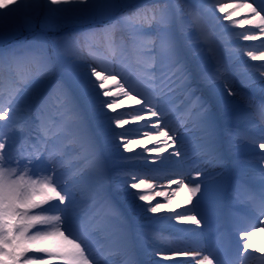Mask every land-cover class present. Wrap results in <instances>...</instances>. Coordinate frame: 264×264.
<instances>
[{"label":"snow or ice","instance_id":"1","mask_svg":"<svg viewBox=\"0 0 264 264\" xmlns=\"http://www.w3.org/2000/svg\"><path fill=\"white\" fill-rule=\"evenodd\" d=\"M205 11L225 13L227 9H234L222 20L230 21L224 25L225 30L237 27L250 26L247 31L236 32L235 34L244 41H256L264 36V0H236L234 4H225L224 0H202ZM117 5L113 0H0V41L7 36L14 35L21 29L35 27L38 23L41 29L60 30L70 26L80 25L85 21L95 20L106 16ZM244 10V18L233 19L239 12ZM152 15L149 17L148 13ZM122 19L133 25H138L135 32L142 30V26L155 20L158 24H166L168 21L165 9L151 10L142 9L128 13ZM114 27V26H113ZM108 32L109 29H104ZM91 32H77L73 35H63L55 40L54 46L57 54L66 70L73 73L77 85L83 95L89 101L90 111L96 118L97 132L93 133L84 125L83 119L75 108H70L71 117L80 122V127L75 132L77 142L80 144L84 156L91 158L92 173L97 177L106 174L105 164L97 149V139H102L106 145L117 151L120 162H127L131 158L124 157L120 153L131 152V145L138 144L137 137L146 138L147 143H154L151 149L144 148V152L164 153L175 144L173 139L175 132L162 122L161 113L156 110L150 100L137 98L140 93L133 94L132 89L126 88L125 83L118 80L119 73L108 67L99 68L90 62L85 56L75 55L72 49L74 41L81 36L87 38ZM201 39L208 41V33L201 28ZM168 50L180 64L177 43L171 35H166ZM264 49V41L261 42ZM253 61H264V50L259 52L249 50L245 53ZM12 62L16 67L25 64H35L37 70L22 78L25 89H37L41 82L48 80L52 72V62L47 56L42 45H30L24 53L9 52L0 54V63ZM264 67V66H262ZM180 71L185 75L188 70L181 66ZM264 77V72H261ZM224 70L217 68L213 74V80L221 81ZM259 91L262 94V102L256 105L254 111L264 119V79L257 81ZM112 85L118 91L114 92ZM17 92L20 89L16 90ZM54 93H60L65 104H68L70 97L64 83L57 80L53 86ZM227 96L236 95L231 89L226 90ZM123 97L124 99H118ZM125 100L133 101L135 105L141 106L133 109L132 121H142L136 126L134 133L128 129L117 132V127L122 128L129 124V120L117 114L111 116L107 110H115L124 104ZM11 103V101H9ZM227 103V102H226ZM252 108L251 100L248 101ZM200 111L206 117L208 108L200 104ZM19 111V105H17ZM10 109L0 106V120L9 116ZM46 119V101L42 100L37 106V120L39 126H43ZM115 126V127H114ZM173 131V135L169 132ZM166 138V139H165ZM172 141V145L169 144ZM258 147L264 149V142ZM7 148V150H6ZM137 155L143 156V153ZM181 155L176 150L160 160L161 165H166L170 157ZM40 152L33 146L32 152L21 154L19 149L11 150L5 139H0V264H97L93 258L91 234L78 223L74 212L75 202L74 186L68 180L61 181L56 175L58 158L56 154H49L47 162L51 165V171L45 173L40 170H33L31 165L34 160H39ZM264 158V156H262ZM26 163L21 166L20 160ZM147 160V157H145ZM155 163V161H152ZM63 165H61L62 167ZM120 178L122 187L125 189L124 209L111 207L112 217L117 219L121 225L127 223L126 213L137 215L153 214V219L165 221H190L200 226L201 221L209 213L206 198L209 194V187L203 182H195L193 186L184 183L183 178L179 180H168L167 184L161 183L166 179L168 173L162 168H153L151 172L141 175L136 171L121 170ZM200 176L198 172L196 178ZM261 177L264 179V169L261 170ZM194 178V179H196ZM177 188L173 189L172 185ZM187 190L186 203H192L193 197L199 198L193 209L184 213L176 212L174 215L157 216L162 211H174L171 206L174 203L173 197L179 192ZM164 202H160L157 198ZM153 201H156L153 203ZM58 202V204L54 203ZM251 214L240 217L235 224L242 253H247L253 248L251 236L253 229L264 231V192L257 199L250 198ZM63 206V207H60ZM195 213V214H192ZM201 218L198 219L197 217ZM196 233V229L185 230ZM147 243L152 245L151 255L157 257L151 264H222L218 256L222 255L219 248L209 249L207 254L201 251H189L180 247H174L170 243H158V238L145 236ZM259 251L264 252V249ZM183 256L187 259H176ZM132 264H135L133 261Z\"/></svg>","mask_w":264,"mask_h":264},{"label":"rangeland","instance_id":"2","mask_svg":"<svg viewBox=\"0 0 264 264\" xmlns=\"http://www.w3.org/2000/svg\"><path fill=\"white\" fill-rule=\"evenodd\" d=\"M113 2L117 6L106 16L85 21L80 25L57 31L41 29L37 23L31 30L26 29L27 33L22 36L23 41L19 42L20 44L26 41V44L20 45L17 53H24L34 43L42 45L51 59L53 74L48 80L41 82L37 89H25L22 78L34 73L37 70L36 65L25 64L16 67L9 61L0 63V106L10 109L9 116L0 120V139H5L11 150L19 149L21 154L32 152L33 146L39 150V160H34L31 165L33 170L50 172L51 165L47 162V157L49 154H56L58 179L68 180L73 186L82 187L86 183L91 185L88 195L81 196L87 200L85 206L73 205L77 208L76 215H82L84 211L90 210L89 229L100 217L107 225L119 229L129 237L141 238L144 234L143 229L128 219L126 224L121 225L111 214V207L118 208L117 199L112 192L115 180L120 177L121 162L117 151L106 145L102 139H97V149L106 169V174L102 178L97 177L91 171V158L84 156L76 140L75 132L80 127V122L71 117L69 109L74 107L82 117L84 125L93 133L97 132L96 118L90 111L88 99L77 85L75 75L63 66L53 42L63 35L91 32L92 35L87 38L81 36L73 42L72 49L75 55L88 57L98 68L104 66L119 73L117 78L125 83L126 88L134 90L133 94L140 93L137 98L150 100L157 111L168 118L164 124L175 132L174 136L183 130L187 121L195 117L207 121L211 128L219 129L218 124L222 118L241 114L249 107L246 106L248 101L243 98L244 88L239 83L233 82L231 85L224 78L218 81L223 87L236 93L234 95L236 102L224 108L221 102H208V91L201 88L202 84L212 86L215 83L213 74L222 66L218 58L220 55L229 56L231 51L227 33L217 34V40L211 37L215 20L210 16V12L205 11L202 0H113ZM142 9H165L167 23L158 24L152 20L151 26L145 23L142 30L134 34L135 28L140 26L133 25L122 17ZM148 15L151 17L152 13L149 12ZM201 28L208 33L210 37L208 41L201 39ZM104 29L109 31L105 32ZM166 35H171L177 43L180 64L175 62V58L168 50ZM181 66L188 70L187 75L180 71ZM222 68L224 75H227L225 68L223 66ZM199 75L201 82L197 79ZM57 80L64 83L68 90L70 97L68 104L64 103L60 93L53 92ZM111 87L114 92L118 91L114 85ZM17 89L20 91L17 92ZM42 100L46 101V119L41 127L37 120V106ZM201 103L208 108L206 117L200 111ZM131 104L135 105L133 101ZM240 104L241 107L234 108ZM17 105L19 111L16 110ZM137 106L123 112L120 107L115 112L107 110L111 116L119 114L129 120V124L122 128L117 127L115 129L117 132L124 129L132 133L135 131V121L131 120V116ZM173 131L169 134L173 135ZM59 159L62 162H59ZM25 163V160H20L21 166ZM195 170L200 171L197 168ZM192 172L194 169H184L179 175L187 179ZM77 194L78 192L75 193V198H78Z\"/></svg>","mask_w":264,"mask_h":264},{"label":"bare ground","instance_id":"3","mask_svg":"<svg viewBox=\"0 0 264 264\" xmlns=\"http://www.w3.org/2000/svg\"><path fill=\"white\" fill-rule=\"evenodd\" d=\"M224 2L225 4H234L236 0H224ZM247 2L249 1L247 0ZM233 10L229 8L225 13H219L217 9L214 13H209L215 20L212 25L211 37L217 40V34H228L231 47L229 56L220 55L218 58L227 73L223 78L231 85L233 82L240 83L246 89L243 97L247 101L250 99L253 107L250 108L249 104H246L249 109L241 114L222 118L218 124L219 129L211 128L202 118L195 117L187 121L183 130L173 137L175 144L172 145V141H169L172 146L164 153L144 152V148L151 149L155 144L147 143L146 138L137 137L134 134L132 138L139 139L140 142L131 145L132 151L126 152L122 147L120 148V153L124 157L131 158L127 162H121L120 171H136L143 175L151 172V169L159 167L168 173L166 179L160 181L164 184H167L170 179H181L179 175L181 170L194 169V172L183 180L189 186H193L195 182H203L202 188L205 185L209 187L210 191L205 202L209 209L208 215L201 221V225L197 226L190 221L153 219V214L150 213L146 215L126 213L129 221L144 230L141 238L135 236L131 238L119 229L107 225L100 217L89 230L90 210L84 211L82 215L76 216L78 223L91 234L93 258L97 264H132L133 261L135 264H151L157 257L151 255L152 245L144 239L146 235L158 238V243H170L174 247L189 251H201L202 254H207L209 249L219 248L222 255L218 256V259H221L222 264H264V252L259 251L264 249V231L253 229L251 236L253 248L249 249L247 253L241 254L242 247L235 228L236 221L240 217L251 214L250 198L258 199L264 192V179L261 177V170L264 169V158H262L264 149L258 147L259 143L264 142V119H261L260 115L254 111L255 106L262 102V94L257 81L264 79L260 75L261 72H264V67H262L264 61H253L245 55L249 50L257 52L264 50L261 48L264 36H260L256 41H244L235 34L247 31L250 27L248 25L243 28L225 30L224 25L229 24L230 21L222 20L221 17ZM243 14L244 10L241 9L233 19H243ZM198 77L200 78V75ZM203 86L208 91L206 92L210 103L221 102V106L224 108L226 105L236 102L234 95L227 96L226 90L229 88L226 89L218 81H215L212 86L207 84H203ZM122 99L124 98L122 97ZM134 106L130 100H125L120 109L123 112ZM241 106L242 104L234 108ZM140 107L138 105L137 109ZM161 118L163 123L168 120L162 115ZM141 123L143 122L135 121L134 127L136 128ZM176 150L181 153L179 157L172 156L166 165L160 164L162 158L168 157ZM138 153H143V156L137 155ZM59 161L62 160L59 159ZM195 168L200 170L198 178H196L198 172ZM113 185L112 192L117 199V206L124 209L126 193L121 186V178L115 180ZM90 188L89 183L83 184L82 187L74 186V195L78 192V198H75L74 204L85 206L87 200L82 199L81 196L86 195ZM172 188L176 189L177 185L173 184ZM227 191L231 193L230 199L224 202L223 196ZM187 195V190L179 191L173 197L174 203L171 208L174 211H162L156 215L168 216L193 209L199 194L197 197H193L192 203H186ZM246 195L250 196L246 199ZM157 200L164 202L159 197ZM155 202L153 201V203ZM225 205H227L228 213L227 226L223 225L224 221L220 218L221 210ZM73 209L76 212L77 208L73 207ZM191 229H196V233L185 231ZM176 259L187 258L177 256Z\"/></svg>","mask_w":264,"mask_h":264},{"label":"trees","instance_id":"4","mask_svg":"<svg viewBox=\"0 0 264 264\" xmlns=\"http://www.w3.org/2000/svg\"><path fill=\"white\" fill-rule=\"evenodd\" d=\"M26 33H27L26 29H21L19 32L15 33L14 35L7 36L4 40L0 41V45H7V47L4 50H0V54L17 52L18 51L17 49L20 47V45L26 44V41L21 42L19 45L15 44L12 47H10L8 43L16 39L22 38V36L25 35Z\"/></svg>","mask_w":264,"mask_h":264}]
</instances>
